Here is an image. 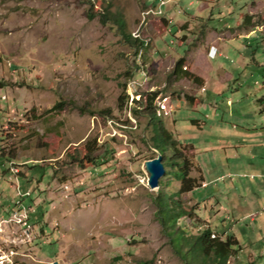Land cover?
I'll return each instance as SVG.
<instances>
[{"label": "rangeland", "instance_id": "374dc122", "mask_svg": "<svg viewBox=\"0 0 264 264\" xmlns=\"http://www.w3.org/2000/svg\"><path fill=\"white\" fill-rule=\"evenodd\" d=\"M101 7L144 42L137 55ZM181 56L204 83L170 75ZM152 92L205 182L175 198L182 228L236 237L227 264H264V0H0V264H182L141 168L157 153L133 109ZM159 180L175 197L180 180ZM15 189L30 190L28 228L9 221Z\"/></svg>", "mask_w": 264, "mask_h": 264}, {"label": "trees", "instance_id": "16d2710c", "mask_svg": "<svg viewBox=\"0 0 264 264\" xmlns=\"http://www.w3.org/2000/svg\"><path fill=\"white\" fill-rule=\"evenodd\" d=\"M93 7V2L91 3ZM92 9V8H91ZM100 20L106 23L112 21L118 29L125 43L135 48L137 55L144 42L138 37H133L126 29V23L121 12H111L107 7H101L99 11ZM88 16L92 17V13ZM251 15L244 17L243 25H248L251 22ZM186 64V57L181 56L175 60L170 71V75L176 79L188 78L195 84L201 85L203 79L194 73L183 69ZM158 92H152L146 96L144 108L142 110L133 109L134 114L138 112L148 117L149 123L152 126V134L149 138L150 146L156 153L162 155V162L165 168V175L172 174L174 178L180 180L181 184L178 189L172 194L168 193L159 180V187L156 193L152 195V201L155 205V215L161 227V232L167 237L170 247L179 256L182 264H227L229 259L240 250V243L236 237L228 234L225 238L220 237L223 233L213 230L210 225L201 227L196 233H188L182 228L180 223L186 210L182 207L178 198L180 194L189 192L201 184L196 178L189 176L190 162L181 150L178 148L179 143L173 138L172 133L165 127L161 119L159 110L161 107L155 106ZM128 95L124 93L119 97V106L127 105ZM190 102H193V97H188ZM136 103H141L135 100ZM142 104V103H141ZM63 107L62 102H57L48 110H59ZM86 153L84 155L86 163L96 161L94 151L96 147L87 143ZM202 179V178H201ZM29 195L24 198H29ZM25 202V201H24Z\"/></svg>", "mask_w": 264, "mask_h": 264}, {"label": "water", "instance_id": "95a60500", "mask_svg": "<svg viewBox=\"0 0 264 264\" xmlns=\"http://www.w3.org/2000/svg\"><path fill=\"white\" fill-rule=\"evenodd\" d=\"M141 168L146 176V184L149 189L157 191L159 179L165 173L162 155L157 153L155 157L144 160L141 163Z\"/></svg>", "mask_w": 264, "mask_h": 264}, {"label": "built area", "instance_id": "2783aa9c", "mask_svg": "<svg viewBox=\"0 0 264 264\" xmlns=\"http://www.w3.org/2000/svg\"><path fill=\"white\" fill-rule=\"evenodd\" d=\"M161 3H163V1H161ZM147 13H160V10L159 11H155L153 9H150L147 11ZM9 171L11 174H13V166H10L9 167ZM15 194H17V201H14L12 207H13V210L12 211H15L17 212V214H19L21 217L23 218H27L28 219V214H27V208L25 206V204H23L24 200L23 198L28 196L29 195V191H22L20 189H15ZM2 222H8L6 219H1ZM25 230V233H24V236L26 237V235L28 236V232H27V229H24Z\"/></svg>", "mask_w": 264, "mask_h": 264}, {"label": "crops", "instance_id": "0c3cea01", "mask_svg": "<svg viewBox=\"0 0 264 264\" xmlns=\"http://www.w3.org/2000/svg\"><path fill=\"white\" fill-rule=\"evenodd\" d=\"M253 30L254 29H251V30H249V32H247L245 35L246 36H248V35H250L251 33H253ZM199 39H200V41H199V44L201 45V44H204L205 45V43L207 42V40H208V34H206L205 32H203L202 34H201V36L199 37ZM216 48H217V44L216 43H208V53L211 55V56H213L214 54H215V52H216ZM206 55H207V52H206ZM206 55L204 56V58L205 59H207V57H206ZM189 61V62H188ZM187 61V65H189V64H193V62H192V59H189ZM192 72V71H191ZM194 72V71H193ZM199 76V75H198ZM200 77V76H199ZM202 78V77H201ZM203 79V78H202ZM205 82V80L203 79V83ZM202 177V176H201ZM263 177H264V174H263ZM204 180H203V178H202V185H204ZM4 184H5V182H3V183H0V187H4ZM202 185H200V186H202ZM5 188V187H4ZM16 196V195H15ZM15 201H17L16 199H15ZM242 208V206H240V209Z\"/></svg>", "mask_w": 264, "mask_h": 264}, {"label": "bare ground", "instance_id": "6f19581e", "mask_svg": "<svg viewBox=\"0 0 264 264\" xmlns=\"http://www.w3.org/2000/svg\"><path fill=\"white\" fill-rule=\"evenodd\" d=\"M18 173L17 167H13V174L16 175ZM16 195V200H17V194ZM29 216V215H28ZM12 217V218H11ZM11 217L9 221H14L15 223L19 224L21 227L28 228V219L21 217L17 212L12 211ZM29 218V217H28ZM8 221V220H7Z\"/></svg>", "mask_w": 264, "mask_h": 264}]
</instances>
